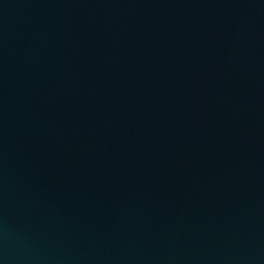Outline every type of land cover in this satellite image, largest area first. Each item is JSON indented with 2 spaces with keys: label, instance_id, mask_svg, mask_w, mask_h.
Masks as SVG:
<instances>
[{
  "label": "water",
  "instance_id": "95a60500",
  "mask_svg": "<svg viewBox=\"0 0 264 264\" xmlns=\"http://www.w3.org/2000/svg\"><path fill=\"white\" fill-rule=\"evenodd\" d=\"M0 264H264V0H0Z\"/></svg>",
  "mask_w": 264,
  "mask_h": 264
}]
</instances>
